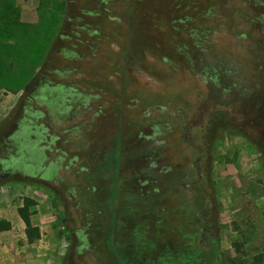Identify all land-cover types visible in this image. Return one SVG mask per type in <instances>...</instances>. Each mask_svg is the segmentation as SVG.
Listing matches in <instances>:
<instances>
[{
  "label": "rangeland",
  "instance_id": "rangeland-1",
  "mask_svg": "<svg viewBox=\"0 0 264 264\" xmlns=\"http://www.w3.org/2000/svg\"><path fill=\"white\" fill-rule=\"evenodd\" d=\"M60 4L0 90V264H264V0Z\"/></svg>",
  "mask_w": 264,
  "mask_h": 264
},
{
  "label": "trees",
  "instance_id": "trees-1",
  "mask_svg": "<svg viewBox=\"0 0 264 264\" xmlns=\"http://www.w3.org/2000/svg\"><path fill=\"white\" fill-rule=\"evenodd\" d=\"M62 6L60 0H40L38 22L28 23L22 21L17 0H0V90L16 91L32 77L44 57L46 46H42L43 43L48 44L55 34L58 16L54 14ZM36 205L33 198L24 197L17 208L30 243L40 237L39 227L31 220ZM11 228L9 220L0 219V232ZM206 251L208 258L214 259L213 248L206 247Z\"/></svg>",
  "mask_w": 264,
  "mask_h": 264
},
{
  "label": "flooded vegetation",
  "instance_id": "flooded-vegetation-1",
  "mask_svg": "<svg viewBox=\"0 0 264 264\" xmlns=\"http://www.w3.org/2000/svg\"><path fill=\"white\" fill-rule=\"evenodd\" d=\"M50 89L54 91V88H50ZM54 105H56V103H54ZM197 160H198V161H201V160H202V154L199 155V157H197ZM5 170H6V171L3 172V173H1L0 176H8V175H10L11 172L13 171V167L10 166V167L6 168ZM143 188H145V186H144ZM145 192H146V191H145Z\"/></svg>",
  "mask_w": 264,
  "mask_h": 264
}]
</instances>
